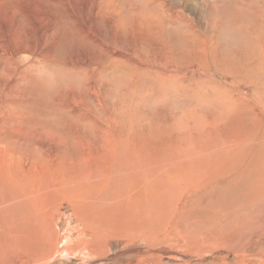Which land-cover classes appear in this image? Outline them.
Here are the masks:
<instances>
[{"label":"rangeland","instance_id":"1","mask_svg":"<svg viewBox=\"0 0 264 264\" xmlns=\"http://www.w3.org/2000/svg\"><path fill=\"white\" fill-rule=\"evenodd\" d=\"M261 70L264 0H0V264H264Z\"/></svg>","mask_w":264,"mask_h":264},{"label":"bare ground","instance_id":"2","mask_svg":"<svg viewBox=\"0 0 264 264\" xmlns=\"http://www.w3.org/2000/svg\"><path fill=\"white\" fill-rule=\"evenodd\" d=\"M261 69V68H260ZM263 76H264V72L261 70V80H260V82L263 80ZM264 81V80H263ZM261 84H264V82H262ZM216 175V174H215ZM78 226V225H77ZM83 229V228H82ZM70 232H72V231H70ZM76 232H78V227L70 234L72 237L73 236H75V235H73V234H76V235H78ZM85 232V230L83 231V233ZM87 232H88V234H89V232L90 231H88L87 230ZM71 236H67V238L66 239H63L62 240V242H65L66 240H68L69 238H71ZM80 236V235H79ZM84 246V241H82V240H80V245H79V247H75V249H77V250H82V251H86V248L85 247H83ZM208 245H207V243H203L202 244V247H205V248H208L207 247ZM202 247H200V248H202ZM60 248V247H59ZM169 248H170V246H169ZM188 248V247H187ZM174 249V248H173ZM61 250V251H60ZM57 249L55 252H52V253H56V252H61V255H66V254H68V255H70L71 257L73 256L72 255V249L71 248H67V247H63V248H61V249ZM168 250V249H167ZM167 250H166V252H167ZM175 250V249H174ZM191 250H193V248L192 249H190V251ZM195 251V250H194ZM197 251V250H196ZM200 251H201V249H200ZM199 251V252H200ZM205 251V250H204ZM187 252V251H186ZM202 252V251H201ZM52 253L50 254V256H52ZM180 253H181V251H180ZM190 253V252H189ZM192 253H193V251H192ZM197 253H198V251H197ZM53 254V255H54ZM176 254H178V253H176ZM191 254V253H190ZM190 254H188L187 253V255H189L190 256ZM175 256V255H174ZM69 256H67V258H68ZM70 257V258H71ZM179 257V256H178ZM188 257V256H187ZM63 258V257H62ZM73 258V257H72ZM45 261H47V259H45ZM45 261H44V263H45Z\"/></svg>","mask_w":264,"mask_h":264}]
</instances>
